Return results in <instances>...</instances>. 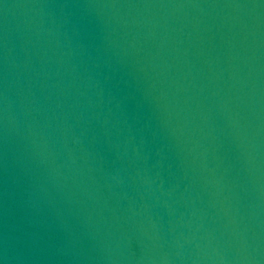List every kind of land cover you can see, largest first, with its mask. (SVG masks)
I'll use <instances>...</instances> for the list:
<instances>
[{
	"label": "water",
	"instance_id": "obj_1",
	"mask_svg": "<svg viewBox=\"0 0 264 264\" xmlns=\"http://www.w3.org/2000/svg\"><path fill=\"white\" fill-rule=\"evenodd\" d=\"M0 264H264V0H0Z\"/></svg>",
	"mask_w": 264,
	"mask_h": 264
}]
</instances>
